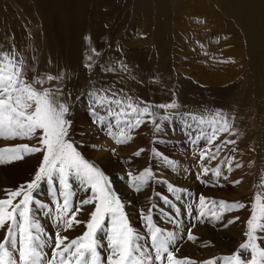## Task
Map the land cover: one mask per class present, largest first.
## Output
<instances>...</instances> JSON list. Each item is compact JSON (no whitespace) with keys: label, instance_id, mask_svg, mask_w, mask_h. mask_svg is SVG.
I'll return each mask as SVG.
<instances>
[{"label":"rangeland","instance_id":"1","mask_svg":"<svg viewBox=\"0 0 264 264\" xmlns=\"http://www.w3.org/2000/svg\"><path fill=\"white\" fill-rule=\"evenodd\" d=\"M32 2L31 0H0V54L7 53L9 56L14 55L16 60H23L25 78L28 81H32L33 78L43 81L42 85L38 84L36 87L60 91L57 99L69 107V113L65 117L71 122L68 139L85 160L97 166L109 177L112 188L125 203V212L129 215L132 227L141 235L147 236L146 222L142 219L141 212L147 213L148 209L155 205L152 212L153 221L159 227L176 234L173 250L177 257H187L196 264H203L204 261L235 252L245 239L243 233L246 231V221L250 216L255 195L260 194L264 198V132L262 131L264 125L260 128L261 125L257 126L258 129L254 128L258 124V114L251 101L253 88L244 78L249 60L241 53L243 49H238L241 46L229 45L232 44L231 41H234V44L239 43L238 40L235 41L232 35H224L229 29L232 32L237 29L233 25V29L231 28L229 17L222 14L221 17L225 18L223 21L226 25L220 26L210 10H206V15H211L210 20H207L198 6L192 5L191 10L182 7L183 16L192 18L189 22L192 30L187 31L189 34H186L190 37H185L183 45L173 49L174 54L170 55L175 56L178 50L181 55L177 54L175 58L169 56V69H163L161 74L156 68L158 62L154 57L155 48L148 44L150 38H147L149 41L145 42L141 52L135 53V68L127 69L126 58L121 54L126 42L125 36H129L127 39L130 41L136 38L126 33L129 25H125V28L122 26L119 12L115 11L107 15L99 22V27L85 25L76 35L75 41L70 43L77 52L76 58L84 72V78L89 79L92 75L94 80H98L99 73L100 79L112 80L110 84L100 86L93 104L84 102L80 107V97L90 86L91 81L89 79L87 84L76 87V96L73 98L63 92L70 83L69 70L61 60L64 48H59L58 46L62 45L53 42L52 27L47 28L49 24L45 26L44 15L40 13L42 10L36 11L37 8L32 7ZM134 15L137 17L138 27L147 19L140 10ZM151 17L154 16L149 15V18ZM194 28L195 30L198 28L197 32H193ZM47 30L49 41L45 42L43 38L40 39V35L45 37L43 34ZM180 33L184 34L178 31V36ZM210 34L211 36L219 34L216 38L218 40L214 41L217 42L216 46L222 44L221 53L215 56L211 54L209 43L206 45L198 43V40L202 43L208 41ZM189 38L191 44L188 43ZM195 49L199 57L185 54V52L194 53ZM202 51H209L208 60L227 67L228 74L224 80L217 83L208 81L210 74L205 63H209ZM41 62L44 64L42 70ZM156 70L159 73H156ZM162 72L165 78L169 77V81L167 80L166 83L165 80L161 86L162 78L159 77H162ZM49 75L62 78L49 81L47 80ZM123 78L128 80L125 85L121 83ZM122 88L128 90L127 98L123 96ZM117 100L121 102L119 105L113 103ZM173 102L178 107L172 109L157 107L160 104ZM128 103L140 108L148 106L152 115L140 117L144 123L129 129L128 125L134 124L137 116L127 107ZM156 108L161 111L160 116H157ZM80 111H85L87 116L79 117ZM97 111H100V114H96ZM217 112L229 122L230 128L227 133L217 132V138L209 143L214 129L219 128L223 123V121L215 125L210 123ZM106 113L111 117L107 118ZM165 116L169 119L163 120ZM201 118L204 119V123L199 122ZM152 120L160 124L159 131L156 130ZM98 130L101 131L97 132ZM121 132L131 136L132 139L117 144L115 138ZM225 141H235V143H224ZM22 144L35 145L36 141L35 139H0V148ZM140 149L144 151L139 156L134 155ZM202 153L206 156L215 154V159H202ZM164 157L174 162V165H169ZM41 160L42 154L35 153L25 155L22 160L0 164V199L7 198V190H16L21 185L31 182ZM204 167L210 170L219 167L222 175L215 177L210 171L205 176L202 174ZM146 168L152 170L154 179L145 184L140 191H135L129 186L128 173L131 172L135 176ZM236 181L239 183H235ZM69 183L73 193L71 204L75 209L80 201L88 198L92 193L90 190L86 191L75 177L70 178ZM169 184L186 189L187 192H169ZM61 191L59 180L54 177L51 184L47 180L41 181L39 188L33 193L35 199L48 206L45 209L34 208V215L46 233L53 237L50 243H54L57 231L56 202H63ZM176 195H180L181 199L176 200ZM201 195L215 201H238L248 207L224 212L219 220L210 215L199 217L198 200ZM164 196L180 209L179 215H176L174 209L164 202L162 199ZM49 209L51 213L46 214ZM92 210V205H84L77 219L87 222ZM169 215L179 222V226L168 222ZM235 217L239 219L229 224L228 221L234 220ZM84 226L86 223L78 224L67 232L61 229V235L67 236L69 240L74 239L86 231L83 229ZM189 229L198 238L195 242L189 240L192 248L190 251L186 245ZM4 234V230L0 229V240L3 239ZM100 235L104 237L103 233ZM101 242L104 246L101 250L102 259H106L109 252L108 241L103 238ZM45 251L51 256V247L46 248ZM218 264L223 262L218 261Z\"/></svg>","mask_w":264,"mask_h":264},{"label":"snow or ice","instance_id":"2","mask_svg":"<svg viewBox=\"0 0 264 264\" xmlns=\"http://www.w3.org/2000/svg\"><path fill=\"white\" fill-rule=\"evenodd\" d=\"M0 56H2L0 59V139H35L36 141L35 145L22 144L0 148V164L22 160L25 155L42 154L34 179L16 190H7V198L0 199V229L5 233L0 240V264H196L190 258H178L175 255L173 247L176 234L159 227L153 221L152 212L155 205L150 207L147 213L141 212V217L146 222L147 236L141 235L132 227L129 215L125 212V203L112 188L109 177L97 166L85 160L68 139V128L71 122L65 117L69 113V107L57 99L59 90L36 87L38 84L42 85L43 81L38 78L28 81L25 78L23 60H16L14 55L9 56L7 53ZM60 78L62 77L47 76L49 81ZM113 103L119 105L121 102L117 100ZM127 107L137 116L135 123L128 125L129 129L144 123L140 117L152 115L148 106L140 108L128 103ZM157 107L172 109L178 105L173 102L160 104ZM162 119L167 120L169 117L165 116ZM220 121L223 123L219 128L214 129L209 143L217 138V132L229 131V122L219 112L210 123L215 125ZM151 122L159 131L160 124L155 120ZM199 122L205 121L201 118ZM131 139L132 137L124 132L115 138L117 144ZM224 143H235V141ZM142 151L144 150L140 149L134 155L139 156ZM201 158L215 159V154L206 156L202 153ZM163 159L169 165H174V162L167 157ZM210 171L215 177L222 175L219 167L211 170L204 167L202 174L207 176ZM54 177L59 180L62 189L60 196L63 197V202H56L57 231L54 243H50L53 237L46 233L34 215V208L45 209L48 206L35 199L33 193L39 188L41 181L47 180L51 184ZM72 177L80 181L86 191L90 190L92 193L91 196L80 201L75 209L71 204L73 193L69 183ZM128 178L129 186L135 191H140L145 184L154 179V175L150 168H146L135 176L129 172ZM199 178L198 176L197 179ZM168 189L172 193L187 192L186 189H180L171 184L168 185ZM162 199L168 207L174 209L176 215L180 214V209L176 208L167 196ZM175 199L180 200L181 196L176 195ZM84 205L93 206L87 222L77 219ZM198 207L199 217L210 215L219 220L224 212L248 206L238 201L210 200L201 195ZM50 213L51 209L46 214ZM238 219L239 217H235L228 223H234ZM168 222L179 226V222L171 215L168 216ZM81 223H86V231L81 236L69 240L67 236L61 235V229L67 232ZM101 233L104 237L100 235ZM243 235L245 239L235 252L204 261L203 264H218V261H222L223 264H264V246H262L264 245V198L260 194L254 197ZM103 238L108 241L109 252L106 259H102ZM187 239L195 242L198 238L189 229ZM48 247L52 249L51 256L45 251Z\"/></svg>","mask_w":264,"mask_h":264},{"label":"bare ground","instance_id":"3","mask_svg":"<svg viewBox=\"0 0 264 264\" xmlns=\"http://www.w3.org/2000/svg\"><path fill=\"white\" fill-rule=\"evenodd\" d=\"M31 5L32 7L37 8L36 11H38L39 9L42 10V11L40 10L41 12L40 11L38 12L44 15L43 21L45 26L49 24L47 28L49 26L52 27L53 42L57 43V45H62V46H58L59 48L61 49L62 47L64 48V50L62 51L63 54L61 56V60L69 70L67 71L70 76V83L63 90V92L68 93L70 98H73L74 96H76L75 95L76 87H81L87 84L89 82V79L91 81L90 86L92 85V87L89 86L80 97V107L83 105L84 102H89V105L93 104L97 98V91L99 90V88H101L105 84L107 85L110 84L112 80L108 78L100 79L101 74L99 73H98L99 75L98 80H94L92 75L89 76V79L84 78V72L79 67V63L76 58L77 52L75 51V48L72 47L73 45H71L70 43L75 41L77 37L76 35H78V33L81 32V30L84 28L85 25L86 26L91 25L94 28L96 26L99 27V22L105 19L107 15L115 11L119 12L120 18H122L120 20H122L123 22L122 26L124 27L125 25L127 26L129 25L128 32L126 33L131 35V37L133 36L137 39L136 40L135 38H133L135 40L130 41L127 39L129 36L128 37L125 36L126 42H124L122 49L123 53L121 54H124L123 56L124 58H126L125 60L127 62L126 64L127 69L133 70V68H135V63H136L134 62L135 61L134 58L136 57L135 53L138 51L141 52L140 50L144 48L143 46L145 42L149 41V40L147 41V38L148 39L150 38L148 44L150 43L155 48L154 51L156 56L154 57H156V62H158L156 68L157 70L160 71L161 74V71L163 69L164 70L169 69V56L175 58L177 54H180L178 50V53H175V56L170 55V54H174L173 49L182 46L185 37L187 38L189 36L186 35L188 33L187 31L192 30V26L189 23L190 21H192V18L187 17V15L183 16L184 12L181 10L182 7H186L191 10L194 5L198 6L202 11V14L204 15V18L210 20L211 15H206L207 12L206 10L208 9L213 13V18L214 17L216 18V21L220 26L226 25V23H224L223 21L225 20V18L222 19L223 17H221V15L223 14L224 16L229 17L231 22L229 21L228 22L229 24H231V28L235 26L237 29L234 32L230 31L229 29L227 31L228 33L226 32L224 33V35L234 36L235 41L238 40L239 43L234 44V41H231L232 44L229 45H231L232 47H234V45L241 46L242 48L238 47V49L239 50L243 49V52L241 53L245 54V56L249 60L247 62L248 66L246 72L244 73L245 74L244 78L245 81H247L248 85L253 88L251 101L258 114V124L254 128L258 129L257 126L259 125H261L259 126V128L263 127L264 125L263 124L264 123V0H33ZM139 10L143 11V15H146L147 18L144 24H142L140 27H138V23L136 22L137 17L134 15L135 13H138ZM149 15H153L154 17L149 18ZM51 27L49 28V30L51 29ZM177 28L178 31H181L185 35L180 33L178 36ZM197 30L198 28L193 32H197ZM47 32L49 31L47 30L43 34L45 35V37L42 36V34L40 35L41 37L40 39L43 38L45 42L49 41L47 38L48 35ZM123 34L124 33H122V37H124ZM217 37H219V34H215L214 36H211L210 34L208 36V41H203L202 43L200 40H198V43L200 45L201 44L203 45L204 43L206 45V43H209V47L211 48L210 50L211 54L215 56L216 54L221 53L220 51L222 48V44L221 46H216L217 42L214 40H218L216 39ZM190 42L191 39L189 38L188 43L191 44ZM169 45L171 46H170V50L168 51ZM196 47L198 46L196 45ZM186 53L187 55L189 54L190 57L192 56L199 57L198 52H196V49L194 50V53L185 52V54ZM202 54L204 58L207 59L210 53L209 51L206 52L202 51ZM41 60H43V57H41ZM207 62L209 64L207 63L205 64L208 67L207 70L210 74L207 78L208 81L211 83H217L219 81L224 80V78L228 74L227 67L223 66L221 63L218 62L215 63V61H211L208 59ZM42 65L43 67H41V70L44 68L43 63ZM157 70L155 72L159 73ZM164 76L165 75H163L162 72V77H159V79L162 78L160 80L161 86L165 80L166 83L169 81V77L166 76L165 78ZM126 82H128L126 78H123L121 81L123 85L127 84ZM123 89L124 88H122V90ZM127 91L124 89L123 96L126 98H127ZM155 112L157 116L161 115V111H159L158 108H156ZM108 113L110 114V112ZM108 113H106L107 118L111 117L110 115H108ZM96 114H100V111H97ZM84 115L87 116V113H85V111L79 112V117L83 118ZM99 131L101 130H98L97 132ZM262 131L264 132V130ZM83 229L86 230V226H84ZM186 245L188 246L189 251L192 250L188 239Z\"/></svg>","mask_w":264,"mask_h":264}]
</instances>
